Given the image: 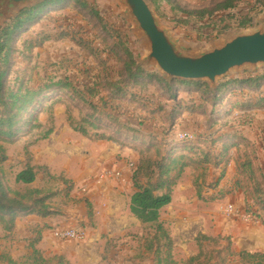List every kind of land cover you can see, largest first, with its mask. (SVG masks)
<instances>
[{
  "label": "rangeland",
  "instance_id": "obj_1",
  "mask_svg": "<svg viewBox=\"0 0 264 264\" xmlns=\"http://www.w3.org/2000/svg\"><path fill=\"white\" fill-rule=\"evenodd\" d=\"M84 1L89 4L88 7L82 8L81 6L86 3L79 0H46L39 6L25 9L38 8L39 15L30 24L24 25L16 35V41L13 44L15 52L11 56L6 89L14 91L20 87L36 89L44 85L51 86V89L42 95L41 101L35 103L29 113L18 119L19 132L13 139L15 142L10 144L0 142V146L4 148L8 156V161L1 166L6 187L12 193L29 191L26 187L16 186L14 176L24 168V164L33 155L30 151L31 144L39 140L36 145L44 143L43 150L45 149L48 153L41 167L42 180L39 184L40 189L37 190L43 193L42 197H49L47 204L58 210L57 214H60V217L63 216L65 209L71 210L72 215L85 216L86 224L96 227L98 223L95 218H99L96 217L99 214L93 213V206L88 198L84 201L86 199L83 197L84 194H80L83 183L74 186L73 181L66 179L64 174L78 178L89 169H100L99 173L102 172V165L99 166L102 160V144L107 145L112 142L101 140V138L120 141L124 144L122 148H119L122 153L119 157L123 158V163L129 169L130 164L139 163L141 159L163 158L175 146H169V143H163V145L161 140L172 141L175 145L180 143L171 139L173 134L175 136L183 131L192 133L194 141L188 142V145L192 146L197 139L205 135H211L214 138L222 135L230 137L238 135L241 136L239 151L243 155L250 154L249 158L256 171L255 177L252 178L246 171L242 173L238 169L240 161L237 160L234 174L227 181L229 188L227 185L222 188L223 181H217L220 175L214 174L212 170L209 171V185H217L220 193L216 197L208 198L211 201L218 200L208 204L210 212L208 217L215 218L221 204L235 205L238 209L235 200L239 194L241 202L238 205L243 209L244 214L252 216L257 212L264 218L257 201L261 198L256 193V188H259L264 198V69L256 73L233 74L235 76L225 78L219 83L240 82L256 76L261 77L259 84L261 87L258 93L250 95L251 100L248 92L243 94L238 92L225 96L221 105L213 108L215 101L213 98L206 93L202 96L195 91L196 89L200 91V87L195 84L205 83L183 81L177 82L184 85L175 81L168 83L154 65L148 67L140 65L145 55L144 45L132 32L131 26L119 16V8L114 3L110 0ZM148 1L161 24L171 30L174 37L180 39L189 51H198L201 47L233 30L249 28L254 20L264 17V0ZM77 6L78 8H75ZM95 12L99 14L98 17ZM102 18L103 23L100 22ZM243 18L250 21L247 27H241L240 22ZM12 20L15 19L7 21L3 27ZM120 26L123 27L119 28ZM110 28L117 29L115 32L122 37V45L109 53L104 52L105 47H102V42L107 41L109 49L114 42L118 43L114 31ZM127 57L133 58L148 77L145 79L139 77L129 83L128 92L135 97L127 95L119 100L121 110L113 114L119 118V123L123 127L106 116L94 114L82 99V96H85L88 101L96 104L97 97L90 98L87 94H76L71 89L57 86L58 82L68 80L80 91L90 86L89 88L95 87L98 91L103 88L110 94L113 90L111 85L119 82L121 71L125 76L122 81L128 78L124 72ZM122 86L125 88L124 84ZM194 91L198 96L192 93ZM110 100H106L108 110L105 111L109 115L112 114L110 109L113 108L109 107L113 104ZM174 102H184L186 104L184 109H187L188 113L181 115L174 132H171L172 135L170 134L168 138L164 130L168 131L169 124L158 111L161 108L169 111ZM242 103L259 109L258 112L254 111L255 114L250 113L256 125L254 122L245 123L244 116L238 114L233 123L235 126L229 127L232 121L231 111H239ZM56 104L61 111L55 110L56 107L54 111L51 109ZM148 106L155 110L152 118L145 111ZM195 112L197 113L194 114ZM83 118L94 127L86 124ZM129 120H133V125ZM185 123L187 124L184 125ZM179 124L184 125L185 130L179 129ZM213 125H217L213 133L220 128L222 129L220 133L223 134L217 137L216 134H210L208 128ZM50 130L52 134L48 136V140H40ZM26 146L29 153L25 150ZM212 146L216 156L224 148L222 143L212 144ZM234 146L235 143H232V148L228 149V155L232 153ZM38 147L40 148V145ZM34 150L35 147L32 148L33 152ZM133 157L135 160L131 161ZM128 160L130 161L127 162ZM198 174L201 173L193 175L194 179ZM70 184L72 186H69ZM122 208L125 209V214L122 211L120 216L126 224L124 229H121L115 219H108L119 217L113 206L110 204L107 207L102 206V264L108 262L118 264L114 259L109 260L110 253L113 257L122 253L124 262L122 261L121 264H155L153 255L148 254L146 250L147 242L155 234L153 228L141 224L130 212L126 214V207ZM27 219L29 218L17 219V221L28 223L27 227L17 228L19 234L15 228L9 231L0 225V257L10 259L15 264H23L32 254L31 245L38 237H41L44 228L41 227L40 221L36 220L37 218L25 221ZM78 225L81 224L78 223ZM24 231H27L29 235L22 237ZM55 238L58 239L56 234ZM161 241V245L166 244L164 240ZM195 241L197 244L195 245L193 241L187 251H177V254H173L176 264H241L239 254L246 252L238 250V243L232 235L224 234L218 238L201 240V242L198 238ZM164 251L163 247L162 252ZM0 264H8V262L0 261Z\"/></svg>",
  "mask_w": 264,
  "mask_h": 264
},
{
  "label": "trees",
  "instance_id": "obj_2",
  "mask_svg": "<svg viewBox=\"0 0 264 264\" xmlns=\"http://www.w3.org/2000/svg\"><path fill=\"white\" fill-rule=\"evenodd\" d=\"M79 1L86 3L81 6L82 8L88 7L89 4L87 2L84 0ZM75 8H78V6ZM95 13L98 17L99 14L97 12ZM38 15V8L25 10L17 19L8 22L0 30V142L2 143L10 144L15 142L13 139L17 137L19 132L18 125L20 121L18 119L24 114L29 113V110L34 106V104L41 101L40 99L42 98V95L51 89V86L48 85H44L36 89L20 87L16 91L6 89L7 76L11 67V56L15 52L13 44L16 41V35L22 30L24 25L30 24L35 18H37ZM241 21V27H247L250 24V21H247L245 18H243ZM100 22L103 23L104 19H100ZM122 27L120 26L119 28ZM110 29L114 31L115 38L118 39V43L116 44V42H114L112 48L109 49V44L107 41H104L106 43L102 42V47H105L104 52L109 53L113 52L114 49L122 45V37L118 36L115 32L117 29ZM103 31L105 30L103 29ZM124 72L128 75V78L125 81H122L125 79V76L123 71H121L120 80L119 82L111 85L113 90H111L110 94H108V92H106L103 88L101 91H98L95 87L89 88L90 86H82L85 88V90L80 91L68 80L58 82L57 86H60L63 89H71L76 94H87L90 98L97 97L96 99H98V102L96 104L88 101L85 96H82V99L93 110L94 114L106 116L107 118L113 120V122L118 123L121 127H123L119 123V118L114 116L113 112L121 110L119 100L126 97L127 95L135 97V95H132L128 92L130 85L129 83L139 77L142 79L148 77L144 70L138 67L134 59L131 57H127V60L124 63ZM260 80L261 77L256 76L240 82H224L219 84L216 92H212L206 84H195L196 86L200 87V91L197 89L195 91L202 96H204V93H206L211 98H213L215 100L213 108H216L218 105H221L222 100L229 94L232 95L238 92L243 94L244 92H248L249 98L251 100L250 95L258 93V90L261 87L259 85ZM175 83L184 85V83L177 81H175ZM122 84L125 85V88L122 86ZM195 91L192 93L197 94ZM188 92L190 94V89H188ZM132 93L136 94L137 92ZM235 97L237 96L235 95ZM106 100H110L111 103H113L111 106H109L113 107L110 109V111H112V114L110 113L111 115L105 112L108 110ZM245 101L246 99L244 102ZM56 106L57 104L51 109L54 111ZM185 106L186 104L184 102H174V105L169 111L164 110L163 108L158 111L163 117H165L164 120L167 121V124H169L168 131L164 130L167 132L168 138L169 135H172L174 132L181 115L187 112V109H184ZM244 108H248L249 110L254 107L249 106V104L246 106L245 103H242V108L240 109ZM145 111L149 113L151 118L155 115V110H152L149 106L146 107ZM196 113L197 112L194 114ZM83 121L89 126L94 127V125L90 124L87 119L83 118ZM129 122L131 125L134 123L133 120H129ZM31 128L35 129L33 126H31ZM221 130L222 129L218 128V130L213 134H216L217 137L218 135H221L219 134ZM51 134L52 131L50 130L48 134H46L44 138L40 140H46ZM172 137H174V134ZM172 137L171 139H173ZM236 139L241 140V136L237 135L230 137L229 135H222L214 138L211 135H205L204 137L197 139L194 146L181 143L175 145L172 141L168 142L167 140H161L162 144L169 143V146L173 145L175 148H171L169 152L160 160H151L148 158L147 160L141 159L139 163L136 162L135 169L132 171L131 175L133 194L130 197V213L141 224L151 226L154 230L155 234L152 236L153 238L147 242L146 250L148 254L153 255V262L155 264H176L173 255L174 247L172 239L166 230L164 223L160 220V214L161 211L172 202L174 188L178 181L182 178L185 170L190 168L193 169L195 173H201L195 177L194 185L197 189V195L200 199H202L201 195L204 188L211 190L217 189V185L211 186L208 184V182H210V180H208L209 171L216 170L220 167L222 171L217 181L220 182L225 177V167L228 163L229 156L228 149L232 146V143ZM101 140L112 142L121 147L124 146V144H122L120 141H112L108 138H101ZM37 142H39V140L33 142L31 146L36 145ZM216 143H222L224 145L221 153L217 156L214 153V148L212 146V144L215 145ZM27 147L28 146H26L25 150L29 153ZM238 156L242 157L237 159L240 161L238 164V169L242 173L246 171L252 178L255 177L256 171L253 168L251 159L249 158L250 154L246 153L243 155L240 152ZM7 161V153L5 152L4 148L0 146V225L11 231L14 229L17 219L22 217L36 216L40 219H45L48 217L59 216L60 214H57L58 210L54 209L50 204H47V202L50 200L49 197H42L43 193L40 191L29 190L25 193H12L6 187L1 166H3ZM31 162L32 158L30 157L28 162L25 163L24 169L16 174V184L31 185L36 181L38 172H43L41 167H34L31 165ZM205 167L208 169V171L205 169ZM209 168L212 169L210 170ZM199 170H201V172H199ZM199 182L201 183L199 184ZM256 193H258L259 198H261V200L257 199V201L260 205L261 211L264 214V198L263 195L260 194L259 188H256ZM252 216L256 217V219H258L264 227V218H262L260 213L255 212V214L253 213ZM209 238L210 237L203 236L199 237V240L201 242V240H207ZM161 240H164L166 244L161 245ZM39 242L40 238L38 237V239H36L31 245L33 247L32 254L28 256L27 260L23 264H65L61 257H54L52 259L43 258L41 251L36 248V245ZM163 247L165 249L164 252H162ZM239 256L242 261L241 264H264L263 253H252L246 251L240 253ZM0 261H6L8 264H15L12 260L3 257H0Z\"/></svg>",
  "mask_w": 264,
  "mask_h": 264
},
{
  "label": "crops",
  "instance_id": "obj_3",
  "mask_svg": "<svg viewBox=\"0 0 264 264\" xmlns=\"http://www.w3.org/2000/svg\"><path fill=\"white\" fill-rule=\"evenodd\" d=\"M56 109H60L61 111V108L59 107H56L55 110ZM254 111L258 112L259 109L251 108L248 110V108H244L240 109L239 111L233 110L231 113L232 121L229 123L231 124L229 127L235 126L233 123H235L236 115L242 114L243 112H250L252 114ZM186 124L187 123L184 125ZM184 125L179 124L178 128L185 130ZM216 126L217 125H213L208 128L210 134L214 132V127ZM182 133L192 134L188 131H183ZM178 135L179 134L172 137L176 142H180L178 140ZM237 140L239 139L234 140L233 143H235V146L233 147L232 153L228 156V163L225 167L227 175H225L223 178V182L221 181L222 188L227 185L228 179L234 174L236 168L235 162L237 161L239 157L238 155L241 152L239 151L241 148V141L239 140V142H236ZM180 143L188 144V142ZM38 145H40V148ZM38 145L32 146V148L35 147L34 152L32 151V148L30 150L33 154L31 156V165L34 167H43L48 151L45 149L43 150L44 143H38ZM119 148L122 147L114 143H107V145L102 144V160L99 163V166L102 165V172L100 173L98 171L100 169H89L78 178L64 174L66 179L73 181L72 183L74 186H76L78 183H83V186L84 184L87 186V192L84 193L81 190L82 192H80V194H84L83 197L86 198L84 201H86L88 198L89 203H91L93 206V213L95 214L97 212L99 214V216H96L99 218H95V221L98 223L96 227L87 225L85 216L76 217L71 214V210L68 211L67 209L63 211V216L61 217L56 216L45 219H40L35 216L27 217L29 219L25 221H30L31 218H37L36 220L40 221V224L42 225L41 227L44 228V231L41 232L40 242L36 245V248L41 251L43 258L50 259L54 257H61L65 264H102L103 218L100 198L101 192L107 196H110L111 201L109 204L110 206H113L115 213H118L119 216L118 218L108 219H115V222L119 224L121 229L126 227V224L123 222V218L120 217L122 211L125 214V209L122 207H126V214L130 212V197L133 194V186L131 183L132 173L127 169L128 166L123 163V158L119 157V155L122 154ZM132 160H135L134 157L131 159V161ZM129 161L130 160L127 162ZM113 169H118L125 178V183L121 187H117L112 181L105 179L106 172ZM209 169L211 170L212 168ZM212 171L214 174L220 175L222 169L219 167L218 169ZM194 174L195 172L193 169L188 168L185 170L182 178L178 181L174 188L172 202L170 205L165 207L160 214V220L164 223L166 230L172 239L174 247L173 254H177V251H187L193 241L195 245L197 244L195 240H197L199 237L206 236L210 238H216L224 234L232 235L234 237V240L238 243V250L264 254V227L258 219L244 214L243 209L238 205L239 202H241L239 194H237V200H235L236 206L238 208V214L234 217L235 219L233 221L220 219L218 216L220 210L226 204H221L219 206L215 214V218H209L208 215L210 212L208 204L218 202V200L211 201V199L208 198L216 197L220 193V188L218 187L216 190L204 188L201 195L202 199H200L197 195V189L194 185ZM15 176L14 184L16 186L26 187L29 190L40 189L39 184L42 180L41 172H38L36 181L31 185L16 184ZM209 183L210 182H208V184ZM69 186L72 185L70 184ZM227 187L229 188V185H227ZM64 216H66V218H63ZM20 220L16 221L15 223L14 228L16 232L18 227L28 226L27 222H20ZM78 223L81 225L79 226ZM72 227L75 229L80 228L83 231L84 237L82 241L59 242L58 239L55 238V234L58 231L68 230ZM28 235L27 231H24V235L22 237ZM110 259H114L115 262L117 261L116 263L121 264V262L124 260V257L122 253L117 254V257H113L112 253H110L109 260Z\"/></svg>",
  "mask_w": 264,
  "mask_h": 264
},
{
  "label": "water",
  "instance_id": "obj_4",
  "mask_svg": "<svg viewBox=\"0 0 264 264\" xmlns=\"http://www.w3.org/2000/svg\"><path fill=\"white\" fill-rule=\"evenodd\" d=\"M45 1L0 0V29L25 9ZM110 1L144 45L145 55L140 65H154L168 83H205L216 92L225 78L264 69V17L254 20L249 28L233 30L198 51H189L161 24L148 0Z\"/></svg>",
  "mask_w": 264,
  "mask_h": 264
},
{
  "label": "built area",
  "instance_id": "obj_5",
  "mask_svg": "<svg viewBox=\"0 0 264 264\" xmlns=\"http://www.w3.org/2000/svg\"><path fill=\"white\" fill-rule=\"evenodd\" d=\"M241 116H244L245 123H253L256 125L255 121L252 119L250 112H243ZM178 140L180 142H191L194 141V136L188 133H181L178 135ZM136 164L129 165V171L132 172L135 169ZM105 179L108 181H112L113 184L117 187H121L125 183V178L123 174L118 169L109 170L105 174ZM88 190L87 186L84 184L82 191L86 193ZM102 206L107 207L110 203V196L103 194L101 192L100 195ZM238 214L237 209L234 205H225L219 212V218L225 219L229 221H233L235 216ZM59 242H69V241H82L84 237V233L81 229L70 228L68 230H61L56 233ZM105 264H113L112 262H108Z\"/></svg>",
  "mask_w": 264,
  "mask_h": 264
}]
</instances>
